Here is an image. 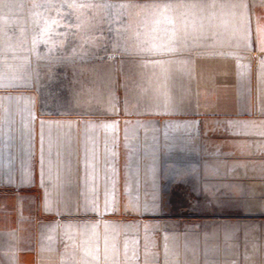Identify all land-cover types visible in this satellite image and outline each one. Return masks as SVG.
Instances as JSON below:
<instances>
[{"label":"crops","instance_id":"obj_1","mask_svg":"<svg viewBox=\"0 0 264 264\" xmlns=\"http://www.w3.org/2000/svg\"><path fill=\"white\" fill-rule=\"evenodd\" d=\"M101 1L53 45L0 9V264H64L67 222L160 209L162 178L264 209V0Z\"/></svg>","mask_w":264,"mask_h":264},{"label":"rangeland","instance_id":"obj_2","mask_svg":"<svg viewBox=\"0 0 264 264\" xmlns=\"http://www.w3.org/2000/svg\"><path fill=\"white\" fill-rule=\"evenodd\" d=\"M104 5L101 0H0L1 10L15 6L20 16L10 19L7 13L1 24L19 19L18 25L44 27L51 45L77 41V24L82 32L76 36L88 41L90 23L96 20L90 11ZM163 127L169 134L172 126ZM160 188V209L67 222L60 252L71 255L63 258L64 264H264V209H238L245 201H219L229 191L223 188L218 194L217 178H162ZM261 188L252 186L242 195L259 197Z\"/></svg>","mask_w":264,"mask_h":264}]
</instances>
